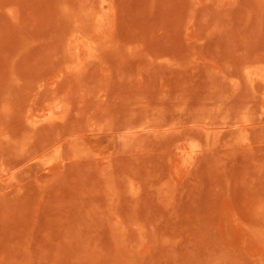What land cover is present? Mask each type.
I'll use <instances>...</instances> for the list:
<instances>
[{
	"label": "rangeland",
	"instance_id": "obj_1",
	"mask_svg": "<svg viewBox=\"0 0 264 264\" xmlns=\"http://www.w3.org/2000/svg\"><path fill=\"white\" fill-rule=\"evenodd\" d=\"M0 264H264V0H0Z\"/></svg>",
	"mask_w": 264,
	"mask_h": 264
},
{
	"label": "bare ground",
	"instance_id": "obj_2",
	"mask_svg": "<svg viewBox=\"0 0 264 264\" xmlns=\"http://www.w3.org/2000/svg\"><path fill=\"white\" fill-rule=\"evenodd\" d=\"M99 22V21H98Z\"/></svg>",
	"mask_w": 264,
	"mask_h": 264
}]
</instances>
